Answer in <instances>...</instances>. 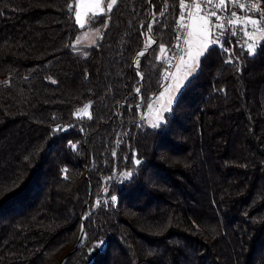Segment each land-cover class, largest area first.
I'll use <instances>...</instances> for the list:
<instances>
[{"label": "trees", "instance_id": "16d2710c", "mask_svg": "<svg viewBox=\"0 0 264 264\" xmlns=\"http://www.w3.org/2000/svg\"><path fill=\"white\" fill-rule=\"evenodd\" d=\"M70 3L0 0V264H264V42L212 47L148 128L179 0H118L84 29Z\"/></svg>", "mask_w": 264, "mask_h": 264}, {"label": "snow or ice", "instance_id": "6c2138e0", "mask_svg": "<svg viewBox=\"0 0 264 264\" xmlns=\"http://www.w3.org/2000/svg\"><path fill=\"white\" fill-rule=\"evenodd\" d=\"M106 4V7L104 5ZM118 4V0H90L87 5L88 11L84 14L82 19L81 7L84 5V0H77L76 5H68V9L71 12L75 7V23L81 29L86 26H91L95 23L99 16H109L112 13L114 7ZM261 0H248V2H241V0H179V17L175 21L176 28V41L175 48L180 52L184 53V56H180V60L186 71L182 75L177 76L171 74L174 84H167L169 78L168 73H163V82L161 87H164L165 91L161 92L155 99L160 101V107L157 110L156 118L151 123V127L158 128L164 120L163 114L171 109V105L174 103L179 90L183 87L189 77L195 74L199 68L201 59L212 49L213 46L219 44L223 48V36L226 30H231L233 36L237 35L238 32H243L244 37L247 38L245 41L247 46V54L254 56L256 54L258 46L261 42H264V11L260 8ZM229 5L233 9L229 11ZM167 7L165 8V11ZM222 13H228V15H222ZM163 15V12L161 13ZM215 18V19H213ZM110 19V16H109ZM109 19H105L103 28L107 29L109 26ZM155 23V18H154ZM143 26V25H142ZM148 33L150 34L153 30V23L147 25ZM94 33L97 38H102L104 33L100 28H95ZM144 35V33H142ZM181 41L187 48L181 46ZM250 41V42H249ZM78 42V41H77ZM96 41H93L95 44ZM155 40L149 37L145 45V50L138 52L137 57L144 56L147 49L151 47ZM74 47L75 45H68ZM224 51L229 52L231 56V49L223 48ZM161 56H158V60H164L166 55V48L163 44L160 45ZM85 55H87L85 53ZM173 59L171 56H167V61ZM139 59L135 60L137 68H139ZM226 63H232L231 58ZM175 66V65H174ZM179 67V66H177ZM239 71V68L237 69ZM137 76L143 79V74L137 71ZM7 83V81H5ZM138 94L140 89L135 90ZM168 93L166 103L164 97ZM139 107V105H138ZM151 110L152 105H148ZM91 103L85 104L83 109H78V113H83L91 118L89 109ZM59 128L53 129V132L58 131ZM73 150L77 147L75 144L69 145ZM115 154V153H114ZM140 160L136 159L135 163L140 164ZM66 173V169L62 170ZM125 177H130L131 172L125 173ZM65 178H67L65 176ZM116 196H112L111 200L113 203L116 201ZM83 232V226H81ZM97 246H102V242H99Z\"/></svg>", "mask_w": 264, "mask_h": 264}, {"label": "rangeland", "instance_id": "374dc122", "mask_svg": "<svg viewBox=\"0 0 264 264\" xmlns=\"http://www.w3.org/2000/svg\"><path fill=\"white\" fill-rule=\"evenodd\" d=\"M76 2L77 0H75V5H76ZM90 0H84V5L81 7V13H82V19L84 18V14L88 11V8H87V5L89 4ZM104 7H106V4L104 5ZM260 8L262 11H264V0H261V4H260ZM74 23H75V12H74ZM76 25V23H75ZM78 28H80L78 25H76ZM175 29V28H174ZM243 33V32H242ZM148 37H149V33L146 31V38H147V41H148ZM97 36L95 35L94 33V30H89V29H85L82 31V33L80 35H78L72 42H71V45H75L74 47H71L73 49H78V48H88V47H91L93 46V41H97ZM247 40L246 37H244L243 35V49L247 52V46H246V43L245 41ZM78 41V42H77ZM250 42V41H249ZM183 48H187V45H184L182 46ZM150 49V48H149ZM147 52V51H146ZM162 54L160 53V49L158 50L157 52V57L158 56H161ZM225 55V54H224ZM168 56V54L166 53L165 57ZM180 56H184V59L186 60L187 57L184 53L181 52ZM140 61V60H139ZM157 62L163 67V73H168L170 74L169 75V78L167 80V84H174L175 81L173 80L171 74H176L177 76L179 75H182L184 71H186V69L184 68V66L182 65L181 63V60H180V57H179V60L177 62V65L176 67L174 68V70L172 72H166L165 71V66H164V63H163V60H158L157 59ZM179 66V67H177ZM135 67V66H134ZM198 71V70H197ZM197 71L195 72V74L197 73ZM194 74V75H195ZM194 75H192L191 77H193ZM189 77L188 80L191 78ZM187 80V81H188ZM186 81V83H187ZM185 83V84H186ZM184 84V85H185ZM183 85V86H184ZM182 89V88H181ZM180 89V90H181ZM179 90V92H180ZM165 91L164 87H160L159 90L155 93V95L151 98V100H149L146 105L144 106V110H143V113L140 115V121L141 119L143 118V122H144V125L148 128H153L151 127V123L154 122L155 118H156V114H157V110L159 109L160 107V101H157L155 98L159 96V94L161 92ZM179 94V93H178ZM178 96V95H177ZM167 98H168V93H166L165 97H164V102L166 103L167 101ZM177 98V97H176ZM175 98V100H176ZM175 102V101H174ZM151 104L152 105V108L151 110L149 109L148 105ZM174 104V103H173ZM172 104V105H173ZM171 105V107H172ZM83 109V108H82ZM167 113V112H165ZM164 113V114H165ZM163 114V116H164ZM139 115V114H138ZM76 116L78 117H87L88 115L86 114H83V113H78V111L76 112ZM163 124V122L161 123V125ZM160 125V126H161ZM87 215V214H86ZM85 215V216H86Z\"/></svg>", "mask_w": 264, "mask_h": 264}, {"label": "built area", "instance_id": "2783aa9c", "mask_svg": "<svg viewBox=\"0 0 264 264\" xmlns=\"http://www.w3.org/2000/svg\"><path fill=\"white\" fill-rule=\"evenodd\" d=\"M241 2H248V0H241ZM231 10H237L238 11V9H233L232 6L229 5V11H231ZM222 15H228V13H222ZM213 19H215V18H213ZM174 28H176V24L174 25ZM242 42H243V33L242 32H238L237 35L233 36L231 34V30L225 31L224 36H223V48L230 49V46L228 43L240 45ZM176 44H177V41L175 39V42H174L173 47L171 49V52L168 55V56L173 57V59L165 62L167 60V56L166 57L164 56L163 63H164L166 72H172L174 70V68L176 67L177 62L179 60L181 52L175 48ZM181 46H183L182 41H181ZM213 47L216 48L218 51H220L222 54H225V55L229 54V52L224 51L223 48L219 44H217Z\"/></svg>", "mask_w": 264, "mask_h": 264}, {"label": "water", "instance_id": "95a60500", "mask_svg": "<svg viewBox=\"0 0 264 264\" xmlns=\"http://www.w3.org/2000/svg\"><path fill=\"white\" fill-rule=\"evenodd\" d=\"M147 32H148V30H147ZM148 40H149V37H148ZM149 50V48L147 49V51ZM143 56H141V57H138L137 59H141ZM134 66H135V70L136 71H138V68H137V66H136V64H135V61H134ZM139 109V107H138V105H137V110ZM140 113H139V115H138V119H137V121H136V123H138L139 121H140ZM94 208H95V205L93 206V208L90 210V212L82 219V221H84L85 220V218H87L89 215H91L92 213H93V211H94ZM80 234H83V232L80 230ZM75 250V248L70 252V253H72L73 251ZM69 256V254L67 255V256H65L64 257V260L65 259H67V257Z\"/></svg>", "mask_w": 264, "mask_h": 264}, {"label": "crops", "instance_id": "0c3cea01", "mask_svg": "<svg viewBox=\"0 0 264 264\" xmlns=\"http://www.w3.org/2000/svg\"><path fill=\"white\" fill-rule=\"evenodd\" d=\"M243 45V42L240 44V46H242Z\"/></svg>", "mask_w": 264, "mask_h": 264}]
</instances>
